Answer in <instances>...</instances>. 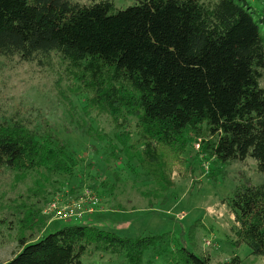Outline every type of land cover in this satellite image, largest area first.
<instances>
[{"label":"trees","instance_id":"obj_1","mask_svg":"<svg viewBox=\"0 0 264 264\" xmlns=\"http://www.w3.org/2000/svg\"><path fill=\"white\" fill-rule=\"evenodd\" d=\"M256 12L248 0H134L118 10L111 0H0V57L38 64L58 57L79 73L95 92L75 89L74 97L86 96L80 119L94 107L115 116L114 136L102 137L106 151L146 182L171 180L163 152L187 151L191 136L212 159L206 173L251 157L264 176V17ZM84 130L98 134L90 122ZM79 161L50 126L0 117V173L73 175ZM230 205L236 242L264 258V181L243 178ZM169 242L172 264H210L175 237L131 238L79 223L20 240L0 264H83L88 248L140 264L144 251Z\"/></svg>","mask_w":264,"mask_h":264},{"label":"rangeland","instance_id":"obj_2","mask_svg":"<svg viewBox=\"0 0 264 264\" xmlns=\"http://www.w3.org/2000/svg\"><path fill=\"white\" fill-rule=\"evenodd\" d=\"M248 1L264 17V0ZM111 3L113 10H118L132 5L134 0ZM259 85L264 87V71ZM76 88L94 97L91 85L58 57L41 64L0 57V117L16 115L35 125L50 126L70 141L80 160L73 175L28 171L17 179L10 170L0 173V263L14 256L20 240L35 239L79 223L131 238L175 237L196 254L209 256L210 264L222 263L235 254L242 264H264V258L251 254L246 243L236 242L230 229L234 223L230 202L238 184L247 177L255 184L264 181L253 158L206 173L212 159L203 152L199 137L191 136L187 151L173 154L168 147L163 152V158L166 155L170 160L171 180H163L164 184L156 179L146 182V177L135 176L124 160L120 163L106 151V139L102 137L114 136L115 116L94 107L80 119L86 96L74 97ZM89 122L98 130L97 135L90 132L92 137L80 133ZM83 191L89 197L96 196L95 206L79 199ZM53 202L55 206L49 207ZM79 206L86 215L82 219L66 221L56 217L58 211ZM29 208L33 213L27 216ZM172 244L144 251L140 264H172V254L167 251ZM81 260L83 264H129L124 256L92 248Z\"/></svg>","mask_w":264,"mask_h":264},{"label":"built area","instance_id":"obj_3","mask_svg":"<svg viewBox=\"0 0 264 264\" xmlns=\"http://www.w3.org/2000/svg\"><path fill=\"white\" fill-rule=\"evenodd\" d=\"M83 195H81L79 197V199H85L87 201H90V202H93L91 204H89V206H95V204L97 203L96 201V196L94 197H89L88 196V193H82ZM84 196V197H83ZM50 206H55L54 202L53 203H50L49 207ZM83 209V207H77L75 209H63V211H58V215L56 217L62 219V220H66V221H70V220H77V219H82L84 218V214H82L83 212L81 211ZM68 210V211H67Z\"/></svg>","mask_w":264,"mask_h":264}]
</instances>
